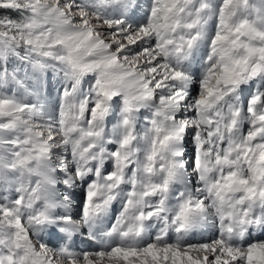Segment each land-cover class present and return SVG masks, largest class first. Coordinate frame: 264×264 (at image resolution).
<instances>
[{
    "label": "snow or ice",
    "instance_id": "snow-or-ice-1",
    "mask_svg": "<svg viewBox=\"0 0 264 264\" xmlns=\"http://www.w3.org/2000/svg\"><path fill=\"white\" fill-rule=\"evenodd\" d=\"M0 264H264V0H0Z\"/></svg>",
    "mask_w": 264,
    "mask_h": 264
}]
</instances>
